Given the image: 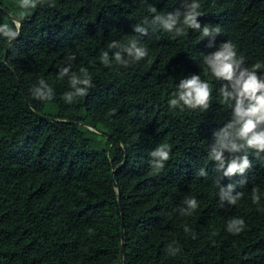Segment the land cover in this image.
<instances>
[{
    "label": "trees",
    "instance_id": "trees-1",
    "mask_svg": "<svg viewBox=\"0 0 264 264\" xmlns=\"http://www.w3.org/2000/svg\"><path fill=\"white\" fill-rule=\"evenodd\" d=\"M183 2L41 0L21 9L20 0H0V25L21 23L11 44L0 35V264H264V153L247 150L244 177H223L208 159L232 107L219 96L225 82L203 63L231 41L264 76V0H199L201 26L221 28L213 47L197 30L149 27L139 38L143 60H101L120 50L112 41L126 45L135 25L154 18L149 5L166 15ZM69 56L71 72L86 68L93 84L72 103L63 98L69 78H58ZM193 74L212 87L209 109L170 108L176 85ZM40 80L51 100L33 95ZM161 144L170 158L155 170L150 153ZM229 183L243 194L235 205L220 199ZM189 196L199 207L182 216ZM232 218L245 222L238 235L227 231Z\"/></svg>",
    "mask_w": 264,
    "mask_h": 264
},
{
    "label": "clouds",
    "instance_id": "clouds-1",
    "mask_svg": "<svg viewBox=\"0 0 264 264\" xmlns=\"http://www.w3.org/2000/svg\"><path fill=\"white\" fill-rule=\"evenodd\" d=\"M41 0H20L21 9L36 8ZM199 0H184L180 9L174 12L161 15L157 13L156 7L148 6V12L155 14L149 20L145 17L143 24L134 26L133 31L138 34L128 40L126 45H121L117 41H112L108 47L110 49H120L109 56L108 51H104L101 60L105 66H110L112 62L117 65L127 67L131 62H139L148 55V49L140 42V37L148 35L149 27H159L165 32L174 33L175 36L185 34V29L190 28L201 33L202 37L209 38V47L214 46L215 38L221 32V28L205 24L203 27L198 21L202 15ZM182 9V10H181ZM14 27L5 23L0 25V35L5 37L9 44L19 36L21 23L13 20ZM125 55L128 59H125ZM67 67H61L58 78H69L72 91L64 94V100L72 103L75 97H85L90 88L93 87L92 77L86 68H81V75L71 72V61L75 56L66 58ZM203 63L207 71L216 80L224 81L219 88V96L223 104L232 107V117L219 132H214L215 143L209 146L208 159L214 161L216 170L223 173V177L231 178L237 175L244 177L247 170L252 167L247 150H254L257 157L264 153V76L258 75L262 65L257 63L250 67L244 66V58L237 56L235 45L231 41L223 42L217 50L204 56ZM175 98L168 101L170 108L179 107L207 111L212 98V87L206 80H202L200 75L193 74L180 80L176 85ZM33 95L38 100H51L53 90L44 80L39 81V87L33 90ZM244 152L243 155L238 153ZM227 153V156L225 155ZM150 165L155 170H161L170 158V147L161 144L150 153ZM200 176H206L204 169L199 171ZM246 183V180H241ZM235 186L228 184L227 190L220 187L221 201L227 200L228 204L235 205L242 197V193L236 192ZM259 190H252V201L258 204L260 196ZM186 207L179 211L181 215H190L199 207V202L194 197H187L183 201ZM245 227V222L240 218H232L227 223V231L232 234H240ZM185 232L189 229L185 228ZM179 249H170V254L175 255Z\"/></svg>",
    "mask_w": 264,
    "mask_h": 264
},
{
    "label": "water",
    "instance_id": "water-1",
    "mask_svg": "<svg viewBox=\"0 0 264 264\" xmlns=\"http://www.w3.org/2000/svg\"><path fill=\"white\" fill-rule=\"evenodd\" d=\"M25 100H26V103H27V99H25ZM36 115L40 116L41 118H44V116L41 115V114H36ZM121 231H122V233H121L122 243H121V246H120L119 257H120V260L123 261V259H124V244H123L124 232H123V225H121Z\"/></svg>",
    "mask_w": 264,
    "mask_h": 264
}]
</instances>
